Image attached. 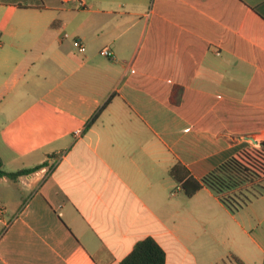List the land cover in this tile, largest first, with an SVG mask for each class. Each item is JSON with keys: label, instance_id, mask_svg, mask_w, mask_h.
<instances>
[{"label": "crops", "instance_id": "1", "mask_svg": "<svg viewBox=\"0 0 264 264\" xmlns=\"http://www.w3.org/2000/svg\"><path fill=\"white\" fill-rule=\"evenodd\" d=\"M258 142L264 0H0V158L40 166L0 177V264H121L147 236L165 264H264L261 215L169 172Z\"/></svg>", "mask_w": 264, "mask_h": 264}, {"label": "trees", "instance_id": "2", "mask_svg": "<svg viewBox=\"0 0 264 264\" xmlns=\"http://www.w3.org/2000/svg\"><path fill=\"white\" fill-rule=\"evenodd\" d=\"M95 117L96 114L90 122ZM39 167L36 165L8 172L4 170L0 158V177L16 180ZM169 172L186 196H192L205 186L231 213H236L264 194V142H258V146L242 148L236 156L226 159L199 179L193 177L180 163L174 164ZM230 258L242 264L238 258ZM121 264H165V252L153 237L147 236L135 243Z\"/></svg>", "mask_w": 264, "mask_h": 264}, {"label": "rangeland", "instance_id": "3", "mask_svg": "<svg viewBox=\"0 0 264 264\" xmlns=\"http://www.w3.org/2000/svg\"><path fill=\"white\" fill-rule=\"evenodd\" d=\"M262 183L264 185V181ZM256 213H258L259 215H261V218L260 219H262L263 224H264V194H263V197H261L258 200H255L252 203V205H250L248 208L242 209L240 211V214L252 215V214H256ZM262 228H264V225L262 226ZM258 230H260V228ZM256 232H253V234H254L255 237H257ZM204 239H205L204 240L205 241V246H206V244H209L208 245V249L212 248L213 247V244L212 243H209L210 239L208 237H206V236H205ZM206 256H211V254H208L206 252L197 253L198 263L199 264H204L206 261H208V258ZM222 259H223V261H222ZM222 259H220V261H219L220 263L219 264H238L237 262L234 261V259L230 258V256L228 258V256H224L223 255V258Z\"/></svg>", "mask_w": 264, "mask_h": 264}, {"label": "built area", "instance_id": "4", "mask_svg": "<svg viewBox=\"0 0 264 264\" xmlns=\"http://www.w3.org/2000/svg\"><path fill=\"white\" fill-rule=\"evenodd\" d=\"M75 44L77 45V49H78L79 52H84L85 47H84V45L82 43H80V41H78V40L75 41ZM101 54L104 55L107 58H112L113 57V53H112V51L110 50V48L108 46H104L101 49ZM254 146H258V145L256 144ZM177 188H181L179 184H178Z\"/></svg>", "mask_w": 264, "mask_h": 264}]
</instances>
